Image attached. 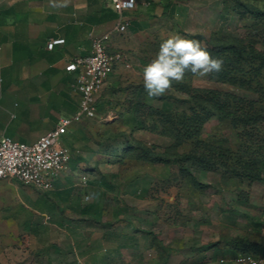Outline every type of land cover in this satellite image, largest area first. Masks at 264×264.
I'll list each match as a JSON object with an SVG mask.
<instances>
[{"label": "crops", "instance_id": "obj_1", "mask_svg": "<svg viewBox=\"0 0 264 264\" xmlns=\"http://www.w3.org/2000/svg\"><path fill=\"white\" fill-rule=\"evenodd\" d=\"M208 1L137 0L126 12L127 30L108 43L121 57L97 94L96 117L61 138L67 167L50 188L0 179V264H255L239 261L241 252L264 264L262 250L240 247H264L254 184L178 163L159 109L176 111L170 95L180 92L149 97L143 88L158 35L200 33ZM117 21L108 0H0V136L32 144L74 114V58Z\"/></svg>", "mask_w": 264, "mask_h": 264}, {"label": "rangeland", "instance_id": "obj_2", "mask_svg": "<svg viewBox=\"0 0 264 264\" xmlns=\"http://www.w3.org/2000/svg\"><path fill=\"white\" fill-rule=\"evenodd\" d=\"M202 23L201 32L192 33L198 36L184 32L161 33L159 42L180 34L197 38L206 47L210 40H222L226 44H236L239 49L235 52L225 50L231 53L223 55L218 54L221 50L214 48L212 55L223 60L221 73L205 77L187 73L185 79L173 83L172 88L179 90L190 86L196 90L219 92V95L206 99L217 102L220 112H209L208 116H203L194 105V115L196 119L203 116L205 136L227 138L234 145L240 143L241 150H246L241 155L252 168L264 148V0H209L207 6L203 4ZM216 32L218 38L214 37ZM157 50H154L155 54ZM1 74L2 71L0 77ZM4 83L0 80L1 88ZM179 94V97H185L184 93ZM193 100L197 103L200 97ZM251 199L264 212V180L254 182Z\"/></svg>", "mask_w": 264, "mask_h": 264}, {"label": "built area", "instance_id": "obj_3", "mask_svg": "<svg viewBox=\"0 0 264 264\" xmlns=\"http://www.w3.org/2000/svg\"><path fill=\"white\" fill-rule=\"evenodd\" d=\"M108 1L118 14L117 24L104 33L91 34L90 53L74 58L78 69L74 88L80 95L79 109L72 115L60 117L55 128L32 144L1 135L0 179L16 178L24 184L50 188L58 174L67 167L71 152L61 145V138L74 123L96 117L97 94L102 90L109 73L114 70L115 62L121 57L108 50V43L114 33L127 30L129 18L126 12L135 6L137 0ZM238 260L255 264L262 261L243 252L239 253Z\"/></svg>", "mask_w": 264, "mask_h": 264}, {"label": "trees", "instance_id": "obj_4", "mask_svg": "<svg viewBox=\"0 0 264 264\" xmlns=\"http://www.w3.org/2000/svg\"><path fill=\"white\" fill-rule=\"evenodd\" d=\"M192 35L198 36V34ZM214 35L215 38H218L217 32L214 33ZM210 41L211 42L207 43L209 45L207 48L210 49L209 51L211 54L214 48L221 50L218 54L223 55L225 53H231L230 51L225 52V50H234L235 52V50L239 49L234 43L226 44L222 40ZM221 71H223V69ZM221 71L219 73H221ZM217 74L218 73H216V75ZM175 83L176 82H174V84ZM177 91L187 94V96L183 98L170 95V97H173L177 102V110L159 109L163 116L166 131L172 132L177 139V147H180V150L177 152V162L182 164V166L183 163H193L211 169L225 170L224 173L229 174L227 178L230 181H234L235 185L240 184V186L251 187L255 181L264 180V148L261 157L257 158L254 166L250 168L248 161L241 155L242 152L244 153L246 150H241L240 143L234 145L231 144L227 138L204 135L205 121L203 120V116H208L209 112H220V105L206 98H208V96L212 97L215 94L219 95L220 93L211 89L196 90L192 89L190 86L184 89L180 88ZM194 97H200V100H196V103L193 100ZM194 105L197 106L196 108L200 109L201 115H203L200 116V119H196L194 115ZM233 126L235 128V124H233ZM144 151L152 153L147 149ZM240 247L243 250L254 252L257 255L260 250L264 252V247L254 242L246 241L241 244Z\"/></svg>", "mask_w": 264, "mask_h": 264}, {"label": "clouds", "instance_id": "obj_5", "mask_svg": "<svg viewBox=\"0 0 264 264\" xmlns=\"http://www.w3.org/2000/svg\"><path fill=\"white\" fill-rule=\"evenodd\" d=\"M222 66L223 60L213 56L201 40L172 35L161 41L154 58L143 67V88L149 97H159L187 73L205 77L219 73Z\"/></svg>", "mask_w": 264, "mask_h": 264}]
</instances>
